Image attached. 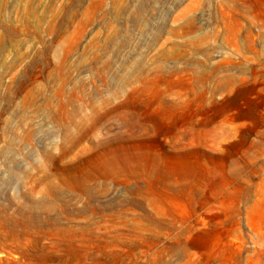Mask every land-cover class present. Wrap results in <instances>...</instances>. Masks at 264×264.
I'll use <instances>...</instances> for the list:
<instances>
[{
    "label": "rangeland",
    "instance_id": "obj_1",
    "mask_svg": "<svg viewBox=\"0 0 264 264\" xmlns=\"http://www.w3.org/2000/svg\"><path fill=\"white\" fill-rule=\"evenodd\" d=\"M0 264H264V0H0Z\"/></svg>",
    "mask_w": 264,
    "mask_h": 264
},
{
    "label": "bare ground",
    "instance_id": "obj_2",
    "mask_svg": "<svg viewBox=\"0 0 264 264\" xmlns=\"http://www.w3.org/2000/svg\"><path fill=\"white\" fill-rule=\"evenodd\" d=\"M210 238H211V233L209 232L199 233L195 239L194 244L200 247H205L208 244Z\"/></svg>",
    "mask_w": 264,
    "mask_h": 264
}]
</instances>
